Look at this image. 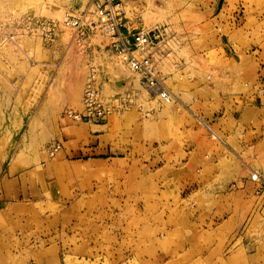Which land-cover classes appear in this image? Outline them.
I'll list each match as a JSON object with an SVG mask.
<instances>
[{
    "label": "rangeland",
    "instance_id": "1",
    "mask_svg": "<svg viewBox=\"0 0 264 264\" xmlns=\"http://www.w3.org/2000/svg\"><path fill=\"white\" fill-rule=\"evenodd\" d=\"M75 1L0 0V142L10 150L11 162L24 164V159L31 158L15 156L26 153L14 149L31 144L25 130L31 127L35 113L50 114L53 126L83 124L64 119L62 113L82 109L83 86L91 67L97 71L104 104L126 92L133 98L128 110H111L104 122L112 115L123 116L131 120L133 130H140L145 120L157 122L153 133L158 128L162 134L164 151L171 155L167 162L173 169L184 167L191 149L186 142L195 139L194 132L202 137L199 142L206 155L217 161L188 168L191 172H148L143 166L145 154H141L148 141L140 133L132 134L133 160L101 165L89 162L93 157L88 153H63L62 141L53 139L41 150L47 166L53 168L45 179L40 203L25 215L27 220L0 218V224L18 233L27 230V239L40 247H56V264H264V190L258 192L259 184L250 180L256 172L264 182V173L250 165L249 153L258 130L250 132L238 122L241 107H227L226 94H215L210 100L207 92H182L185 86L197 88L212 82L211 74L225 65L224 45L229 46L228 53L237 48L229 43L233 39L230 31L245 21L255 26L247 35L249 51L264 52V0H146L162 14L172 15L169 21L150 27L140 14L139 0H127L134 12L133 20L127 15L125 20L132 23H127L130 33L157 27L170 33L155 47L170 49L164 58L157 57L160 78L167 90L172 89L169 104L139 85V76L107 47L102 32L78 40L63 26L67 16H94L93 0H80L79 13L73 12L78 9L73 6ZM28 19L33 20L29 27L25 25ZM35 20L53 22L52 34L38 29ZM260 88L264 87L253 93L258 104L264 100ZM197 119L211 125L225 145L212 141ZM188 128L194 129L192 135ZM53 143L61 148L49 158L47 147ZM123 154L117 151L111 158ZM231 164L241 165L242 172L225 171ZM248 180L252 188L245 187ZM208 185L212 188L205 191ZM202 192L208 194L207 210L198 205ZM222 197L228 199L225 210ZM182 217L196 218V226H188ZM144 236L146 251L127 250ZM192 240L195 246L189 250L166 251L177 243L190 246Z\"/></svg>",
    "mask_w": 264,
    "mask_h": 264
},
{
    "label": "crops",
    "instance_id": "2",
    "mask_svg": "<svg viewBox=\"0 0 264 264\" xmlns=\"http://www.w3.org/2000/svg\"><path fill=\"white\" fill-rule=\"evenodd\" d=\"M82 3L83 1L80 0H76L73 3V6L78 7V9L73 11L74 13H79L81 9L80 6L83 5ZM138 3H140L139 6L143 9L140 11V14L147 27L160 24L159 22L163 20L169 21L172 17L168 11L162 14L161 10L155 9L152 5H148L146 0H139ZM122 4L125 20H127L126 15L129 20H133L134 12L131 7L132 3L130 5L129 1L122 0ZM127 23L132 24L131 21H127ZM254 28L255 26L245 21L242 25L230 31L233 39L232 42L229 43L232 44V46L236 45L237 48L234 49L232 47L230 53H228L230 50L229 46L224 45L225 65L211 74L210 78L212 82H210L209 85L203 84L197 88L185 86L184 88L186 91L182 92L188 94L207 92V94H210L207 98H210V100H213L215 94H226V101L224 104L227 107L232 105L235 108L241 107L242 114L238 122H240L241 125L245 124L250 132H257L258 130L257 139L251 145L252 148L249 156L251 155L250 165L260 174V172L264 173V100L258 104L255 101L256 97H253V93L257 87H264V65L260 67V63L264 64V52H260L257 55L255 54L257 51H249L251 47L248 49L246 45L247 35L250 34ZM101 34L103 35L102 37H107L105 32ZM94 38L98 39L97 37ZM92 40L94 39L92 38ZM169 50L170 49L166 51L155 49L154 54L162 59ZM206 86H208L207 90ZM103 90H105V88H102V91ZM168 91L171 94L172 89L170 88ZM180 104L184 107L187 105L183 104V102ZM229 110H232V108ZM229 110L226 112L228 113ZM13 115L16 116V114ZM49 115L50 114L42 117L41 113L37 112L31 116L32 125L31 127L29 125L25 130V138L32 140L31 144L29 147L23 148L22 150L20 145L15 147L14 150L16 152L23 151L26 153H16L15 156L22 155L23 157H27L28 154V157H31L30 159H24V164L12 163L11 161L14 158L10 155V150L3 147V143L0 142V218L3 220L4 218H8L6 221H9V219L11 221L15 219L27 220L29 217L25 215L32 210L36 204L40 203L43 194L42 189L46 188L45 179L53 168V166H47L45 163V156L42 155L41 150L53 139L62 141L64 146L62 150L63 153L69 155L88 153L93 157L88 160L89 162L101 165L108 161L115 162L120 159L125 161L133 160L135 153L132 151V134L133 132L135 135L140 133L141 138H145L142 140L148 141L146 148L143 147L146 152H143V149L141 152V154H145L142 155V159L145 157L147 161L143 166L147 167L148 172H173L175 170L176 172H191L188 168L195 167L198 164L210 166L212 165V160L217 161V157L213 158L206 155L203 144L199 142L202 137H199L197 133L194 132L195 139H189V142H186V146L188 148L191 147V149L186 153L187 158L183 163L184 167L177 168L178 166H176L173 169V164L167 162L171 155L169 152L164 151V144L161 140L163 137L162 134H160L158 128L157 131L153 133L154 125H157V122L154 124L153 120L140 122L141 127L139 129L141 132H137L140 130H133V123L131 120L123 116L112 115L108 117L105 122L100 124L71 123L53 126ZM16 117H18V115ZM186 131H191L192 135L194 129L188 128ZM253 137L255 136L250 138ZM236 146L240 147L238 149H242L243 147L242 144V147L240 144ZM117 151H122L124 153L123 157L111 158V155H115ZM190 157L191 159H189ZM225 158L229 159V156L224 155V159ZM214 166H217V163H215ZM240 166L239 164L227 165L225 171L228 173H241L243 168ZM250 171L254 170L250 169ZM183 183L187 182L182 181L181 184ZM206 187L207 188L204 189L205 191L207 189L211 190L212 188L211 185ZM245 187L252 188L253 186L248 180ZM206 198L208 199V194L202 192L197 201L199 207H204L207 210L206 204L208 203H206ZM227 204L228 199L222 197L221 205L224 207V210ZM181 220L188 221V226L193 228L196 226V222H194L196 218L190 219L182 217ZM237 220L238 218L233 219L235 222ZM46 235L47 234H44V236ZM26 236H29L27 230L18 233L16 230L6 229L0 224V254H2L0 255V264H7L6 262L9 261H13L14 264L16 262V264H56V247H40L27 239ZM146 237L147 236H144L143 239L140 238L139 241L135 240L127 250L130 252L146 251L147 249L143 248V246L147 245V243L144 244ZM194 246L195 243L192 240L190 246H180L177 243V246H169L166 251H180L181 247H185L182 249L189 250V247L193 248ZM235 252L237 253V251ZM255 258L256 257H251L250 260Z\"/></svg>",
    "mask_w": 264,
    "mask_h": 264
},
{
    "label": "built area",
    "instance_id": "3",
    "mask_svg": "<svg viewBox=\"0 0 264 264\" xmlns=\"http://www.w3.org/2000/svg\"><path fill=\"white\" fill-rule=\"evenodd\" d=\"M93 15V18L67 16L62 23L78 40H83L97 31L105 32L107 47L131 72L139 76V85L162 103L169 104L172 100L171 94L160 78L158 59L154 54L155 47L169 35V31L157 27L147 32L135 30L130 33L124 18L122 0H93ZM32 21L28 19L25 25L29 27ZM34 23L38 25V29L52 34L53 22L35 20ZM258 93L264 96V88H260ZM81 104L82 109L79 112L65 110L62 117L75 122L100 124L111 110H128L133 105V98L130 92H126L114 98L110 104H104L97 87V71L91 67L85 78ZM197 122L212 141L225 145L224 139L211 125L200 119H197ZM60 148L59 143L51 144L47 147V156L54 157ZM250 180L259 184L258 192L264 190V182L256 172L251 173Z\"/></svg>",
    "mask_w": 264,
    "mask_h": 264
},
{
    "label": "bare ground",
    "instance_id": "4",
    "mask_svg": "<svg viewBox=\"0 0 264 264\" xmlns=\"http://www.w3.org/2000/svg\"><path fill=\"white\" fill-rule=\"evenodd\" d=\"M91 8V7H90ZM91 10V9H90ZM140 29H142V28H140Z\"/></svg>",
    "mask_w": 264,
    "mask_h": 264
}]
</instances>
